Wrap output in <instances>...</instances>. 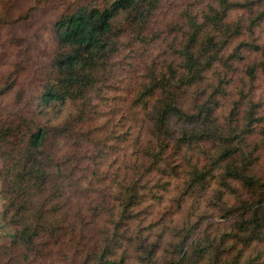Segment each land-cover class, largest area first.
Listing matches in <instances>:
<instances>
[{"label": "trees", "instance_id": "trees-1", "mask_svg": "<svg viewBox=\"0 0 264 264\" xmlns=\"http://www.w3.org/2000/svg\"><path fill=\"white\" fill-rule=\"evenodd\" d=\"M35 1L15 20L6 11L0 27L32 17L44 0ZM164 1L74 0L53 22L55 50L36 108L25 125L0 123V152L11 154L0 176L17 264H53L56 246L85 221L98 228L101 242L80 264H264V126L259 130L263 118L253 100L264 62L247 61V51L262 48L256 27L263 0H188L169 26L176 32L170 58L148 66L132 93L147 129L132 131L127 119L102 125V133L86 125L123 35L152 40L150 23ZM120 10L125 17L117 23ZM232 11L240 14L231 18ZM23 41L18 36L20 55H29ZM237 63L243 67L236 80ZM59 104L67 110L55 114ZM124 141L132 150L120 154ZM87 145L92 150L83 154ZM87 157L94 168L88 179L76 172ZM175 184L176 207L156 211ZM73 188L96 193L94 203L67 207Z\"/></svg>", "mask_w": 264, "mask_h": 264}, {"label": "rangeland", "instance_id": "rangeland-1", "mask_svg": "<svg viewBox=\"0 0 264 264\" xmlns=\"http://www.w3.org/2000/svg\"><path fill=\"white\" fill-rule=\"evenodd\" d=\"M74 0H44L34 11L32 17L24 18L16 22L14 25L0 27V123L14 122L16 124H26L30 118L32 110L36 108L38 96L42 90L44 71L52 55L54 54L55 44L52 34L53 22L68 8ZM188 0H165L164 3L157 9L150 23V31L152 40L148 42L135 41L130 34H124L121 45L115 53L113 62V70L111 75L107 74L104 79L106 84L102 89L100 96L95 97L97 103V112L95 113L92 122L86 125L100 130L102 125L113 123L115 120L118 124L128 120L130 128L142 127L147 129V122L144 113L140 112L139 108L133 109L131 106V97L134 89L140 84L143 79V74L146 68L153 65L155 62H160L164 58H170L169 44L175 40L176 32H171L170 25L180 20V14L187 5ZM207 2L208 0H195V2ZM264 2V0H263ZM36 5L35 0H0V16L8 12V16L13 20L23 14L30 6ZM264 8V7H263ZM116 17V22H122L125 17V11L120 10ZM240 12L232 11L230 17L235 18ZM257 41L262 45L258 51H247V61L252 59L264 62V18L256 27ZM22 37L23 49L29 47V55H20V45L17 43V38ZM233 42L232 45H234ZM237 69L234 72L235 79L239 78L240 69L243 63L236 64ZM221 69V67H218ZM211 78L216 77L215 70L208 72ZM11 84V88L6 92L2 88ZM235 91L232 96L234 97ZM253 100L259 104V115L262 116L261 130L264 126V67H259L257 81L253 91ZM42 105V104H41ZM228 103L221 107L217 113L223 114L227 110ZM54 113L60 114L67 110L66 106L59 104L54 106ZM111 116L112 119L107 120ZM26 120V121H25ZM126 124H122V128ZM126 127H128L126 125ZM105 129V128H104ZM104 130H100L102 133ZM260 134L253 136L254 141H260ZM63 143V142H62ZM63 151L73 149V146L58 144ZM117 146V144H115ZM120 154L129 153L132 150L130 142H122L120 147H117ZM92 145H87L82 150L83 154H90ZM263 152V151H262ZM264 154V152L262 153ZM11 154L3 155L0 152V169L3 170L10 160ZM260 169L264 174V159ZM94 168L90 163L89 158H85L79 169L76 170L77 175H83L88 179ZM97 188H104V185L98 184ZM71 201L66 205L72 208H79V203L82 201L83 206L90 207L94 201L91 196L95 197L96 193L76 194V190L72 189ZM179 193V187L171 186L168 192L163 193L165 198L159 199L153 207L156 211L166 210L168 207H176L175 195ZM7 203V195L3 191V181L0 176V264H17L18 250L11 249L12 240L16 231L15 226L5 214ZM190 204V201L189 203ZM75 205V206H74ZM88 209V208H87ZM76 210L71 211L70 215L73 218L76 215ZM86 219L89 220L90 212L86 214ZM106 214H104V217ZM75 232L68 233L63 239V244H58L55 248V254L51 258L53 264H80L84 255L88 253V249L96 244H100L98 228L94 225L86 223L85 225L77 224L73 229ZM84 234V236H82ZM60 246V247H59ZM20 255L19 257H21ZM18 257V258H19ZM29 264H50V262H42L41 260L31 261Z\"/></svg>", "mask_w": 264, "mask_h": 264}]
</instances>
